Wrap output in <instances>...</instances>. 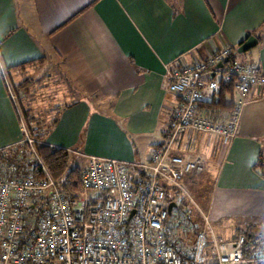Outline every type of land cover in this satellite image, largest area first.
Segmentation results:
<instances>
[{"label":"crops","instance_id":"0c3cea01","mask_svg":"<svg viewBox=\"0 0 264 264\" xmlns=\"http://www.w3.org/2000/svg\"><path fill=\"white\" fill-rule=\"evenodd\" d=\"M28 1L0 0V152L22 147L24 139L10 83L21 84L57 59L85 98L52 117L58 123L45 143L73 153L84 169L91 157L146 163L166 143L180 101L162 86L172 65L205 62L254 37L258 44L238 56L264 72V0H100L89 10L93 0ZM27 63L38 64L8 73ZM237 99L234 88L227 92L212 77L197 115L227 122ZM194 149L211 156L201 158L203 173L187 176L185 186L206 212L213 192L220 202L241 205L264 197V88L250 93L234 140L187 134L175 153L191 160ZM239 230L256 233L255 226Z\"/></svg>","mask_w":264,"mask_h":264},{"label":"built area","instance_id":"2783aa9c","mask_svg":"<svg viewBox=\"0 0 264 264\" xmlns=\"http://www.w3.org/2000/svg\"><path fill=\"white\" fill-rule=\"evenodd\" d=\"M232 55L224 47L205 62L169 68L162 86L180 101L166 143L154 147L146 163L91 157L79 179L64 187L22 123V147L0 152V264H264V235L246 254V237L234 245L218 239L201 210L193 220L185 201L197 204L185 179L202 174L203 163L175 153L187 134L225 142L237 137L250 93L264 88V72L257 64L230 61ZM225 58L229 62L217 69ZM212 77L233 83L238 93L227 122L197 115ZM10 98L15 101L11 92ZM171 203L176 207L169 214Z\"/></svg>","mask_w":264,"mask_h":264},{"label":"rangeland","instance_id":"374dc122","mask_svg":"<svg viewBox=\"0 0 264 264\" xmlns=\"http://www.w3.org/2000/svg\"><path fill=\"white\" fill-rule=\"evenodd\" d=\"M28 0H24L22 6H28ZM28 3V4H27ZM21 5V4H20ZM26 8V7H25ZM27 9V8H26ZM239 55L236 62L242 64L249 59H242ZM247 63V62H246ZM28 79L32 81V85L27 91L15 95L16 103L20 114L24 110H32L35 117H38L45 125L50 123V119L66 104H73L85 97L77 89V83L68 79L64 65L60 60H54L53 63L48 62L45 66L38 68L35 73L29 75ZM25 81V80H24ZM10 89L14 91V84L10 83ZM186 137V136H185ZM187 139L190 137H186ZM194 139V138H192ZM35 140V139H33ZM38 142V140H35ZM224 144L226 143L223 140ZM198 150H193L192 154L197 158L204 159L210 157V153L204 151L199 154ZM188 190V188H187ZM169 195H173L174 189L166 188ZM189 194L196 201L197 207L185 201V204L192 210L193 220H198L200 210L204 212V206L197 200L198 194ZM196 193V192H195ZM226 199V198H225ZM244 204L231 198L226 202H220L218 196L214 194L210 198V209L205 211L210 215L211 224L215 236L227 243H230L235 236L236 228H245L255 226L257 235H264V197L250 196L247 197ZM257 226V227H256Z\"/></svg>","mask_w":264,"mask_h":264},{"label":"trees","instance_id":"16d2710c","mask_svg":"<svg viewBox=\"0 0 264 264\" xmlns=\"http://www.w3.org/2000/svg\"><path fill=\"white\" fill-rule=\"evenodd\" d=\"M99 1L100 0H93L86 10L93 8ZM231 51L235 53V55L230 56V61H235L238 56L237 49L231 48ZM37 64L38 63H27L11 69L10 71H8V73L25 72L27 69L35 67ZM32 84V81L26 78L25 81H23L21 84L15 85L14 91H12L18 97L20 94L27 91ZM220 84L221 87L225 88L227 92L231 91L232 88H234L233 83L220 82ZM233 106L234 105H231L232 109ZM57 118L58 116L52 119L48 125H45L43 121H41L38 117L34 116L33 112L30 109L24 110L23 112V122L27 128L29 137L31 139L38 140L37 144L35 145L38 155L48 168L51 176L59 184L63 185L64 187H67V185H65V181L78 180L84 168L83 165L80 163L79 158L73 153L46 145V136L52 130V128L57 125ZM168 199L170 201H174L171 195L169 194ZM197 200L199 201V198ZM201 202L202 201L200 200L199 203L201 204ZM198 217L200 218V215H198ZM240 237H246L247 239L244 249L245 253L248 254V251L251 248L252 240L257 238V233H255L254 231L249 232L245 230H239L235 233V236L232 238V242L230 243H232L233 245L236 244L239 241Z\"/></svg>","mask_w":264,"mask_h":264},{"label":"water","instance_id":"95a60500","mask_svg":"<svg viewBox=\"0 0 264 264\" xmlns=\"http://www.w3.org/2000/svg\"><path fill=\"white\" fill-rule=\"evenodd\" d=\"M258 44V41L254 37H249L237 50L238 54H245L250 49L254 48ZM229 62V58H225L224 61L217 65V69H222L226 63ZM176 207L175 203H171L168 207L169 214L172 213L173 208ZM235 248V246H234Z\"/></svg>","mask_w":264,"mask_h":264},{"label":"bare ground","instance_id":"6f19581e","mask_svg":"<svg viewBox=\"0 0 264 264\" xmlns=\"http://www.w3.org/2000/svg\"><path fill=\"white\" fill-rule=\"evenodd\" d=\"M236 61V60H235Z\"/></svg>","mask_w":264,"mask_h":264}]
</instances>
